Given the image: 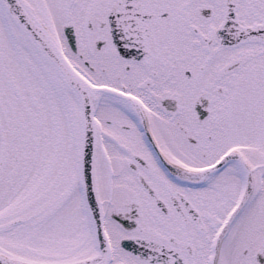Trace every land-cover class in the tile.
Masks as SVG:
<instances>
[{
    "label": "snow or ice",
    "instance_id": "1",
    "mask_svg": "<svg viewBox=\"0 0 264 264\" xmlns=\"http://www.w3.org/2000/svg\"><path fill=\"white\" fill-rule=\"evenodd\" d=\"M0 264H264V0H0Z\"/></svg>",
    "mask_w": 264,
    "mask_h": 264
}]
</instances>
